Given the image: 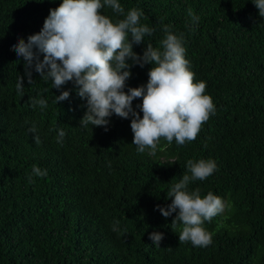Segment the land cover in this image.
Here are the masks:
<instances>
[{
  "label": "trees",
  "instance_id": "trees-1",
  "mask_svg": "<svg viewBox=\"0 0 264 264\" xmlns=\"http://www.w3.org/2000/svg\"><path fill=\"white\" fill-rule=\"evenodd\" d=\"M118 2L124 14L107 5L101 13L116 22L137 8L140 23L153 29L133 45L138 55L148 44L161 46L166 25L182 38L194 82H206L215 114L192 142L162 138L155 156L137 152L131 116L113 114L107 131L82 126L87 100L76 86L53 88L34 68L29 84L12 48L40 32L62 0H0V264H264V17L252 0ZM151 67L133 65L125 92L146 85ZM61 91L70 96L57 104ZM39 99L46 108L33 103ZM140 104L132 102L142 118ZM199 159L214 160L217 170L191 181L189 191H211L227 205L204 222L212 234L207 247L179 243L182 222L173 225L176 213L165 218L157 209L191 175L187 161ZM33 165L47 175L35 176ZM154 231L163 233L160 247L149 239Z\"/></svg>",
  "mask_w": 264,
  "mask_h": 264
},
{
  "label": "clouds",
  "instance_id": "clouds-1",
  "mask_svg": "<svg viewBox=\"0 0 264 264\" xmlns=\"http://www.w3.org/2000/svg\"><path fill=\"white\" fill-rule=\"evenodd\" d=\"M252 2L260 17H264V0ZM105 5L124 14L118 0H103V3L101 0H62L57 8L50 9L40 32L30 35L27 42L19 39L12 45L17 56L23 57L28 83L33 81V68L43 79H50L53 88L58 90L72 82L77 94L87 100V111L80 121L84 127L89 124L103 126L107 131L113 114L122 119L131 116L132 143L138 153L147 150L150 156H155L162 138L168 144L175 139L178 145L194 141L202 125L215 114V104L212 97L205 94L206 82H194L195 73L185 58L182 38L166 25L161 46L154 48L148 44L140 56L133 51V45L144 42L145 35L153 31L140 23L142 10L132 8L124 19L113 22L100 11ZM189 16L193 24L199 23V17L191 9ZM135 64L141 68L152 65L147 84L128 88L125 92L130 69ZM23 86L24 77L19 76L16 84L19 95H23ZM69 96L70 91H61L54 102L58 104ZM137 98H142V104L137 105L143 113L142 118L132 106ZM33 103L47 107L45 99ZM28 131L35 134L37 128L33 125ZM58 136L60 143L65 132L59 130ZM34 140L39 144V135H34ZM187 167L191 175H183L168 192L171 203L166 207L157 205V209L165 218L176 213L173 225L176 221L182 222L179 243L207 247L212 243V234L203 227L204 222L224 212L227 205L211 191L202 197L199 189H188L191 181H203L217 170L214 160H188ZM32 172L39 177L47 175L46 169L35 165ZM29 180L31 182V178ZM149 239L160 247L163 233L154 231Z\"/></svg>",
  "mask_w": 264,
  "mask_h": 264
}]
</instances>
